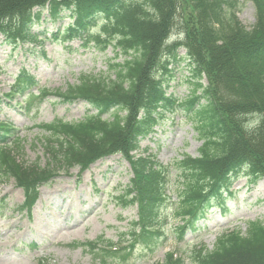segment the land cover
<instances>
[{"label":"trees","instance_id":"1","mask_svg":"<svg viewBox=\"0 0 264 264\" xmlns=\"http://www.w3.org/2000/svg\"><path fill=\"white\" fill-rule=\"evenodd\" d=\"M181 1L0 0V34L6 44L37 42L32 27L41 13L35 10L49 6L53 19L62 10L72 13L74 22L63 31L65 40L94 43L102 51L112 46L118 50L116 57L124 56L110 66L108 76L84 75L65 90L40 89L39 96L31 98L84 101L98 111L78 122L57 119L40 126L48 134L43 143L46 165H27L21 157L22 140H12L11 125L0 122V178L14 179L23 190L20 212L30 214L40 188L60 172L77 167L84 173L115 154L129 162L133 178L123 205L137 206L138 220L124 234L127 246L112 251V241L98 240L107 244L102 250L106 256L133 248L139 239L157 237L160 212L168 204L181 222L177 231L183 237L196 227L209 203L224 205V193L240 171L253 183L264 179V0H250L256 9L251 28L239 20L229 0H185L187 6ZM98 16L105 18L102 33L91 36L89 27ZM176 30L183 43L170 42ZM180 47L187 50L197 81L181 106L203 144L199 157L185 156L164 166L154 154L134 153L174 107L176 100L167 93L169 63ZM36 85L35 78L23 72L11 92L25 96ZM12 94L0 97V106L13 99ZM111 110L116 111L112 119L102 118ZM173 170L181 176L171 192ZM98 242L73 245L96 249ZM192 259L195 264H264V222H249L245 232L222 234L213 249L196 247ZM162 264L184 260L169 253Z\"/></svg>","mask_w":264,"mask_h":264},{"label":"rangeland","instance_id":"2","mask_svg":"<svg viewBox=\"0 0 264 264\" xmlns=\"http://www.w3.org/2000/svg\"><path fill=\"white\" fill-rule=\"evenodd\" d=\"M187 6L186 1H181ZM236 5L239 20L251 28L256 22V10L250 0H229ZM70 13L63 11L61 20L52 21L48 9L42 12L33 31L40 34L37 44H20L17 48L0 45V95L10 92L19 73L24 69L35 76L39 85L51 91L76 84L81 76H108L110 66L121 63L124 56L115 57L109 48L98 51L93 45L83 47L81 40L69 43L58 36L73 22ZM103 18L98 17L91 26L98 32ZM172 37V42H182L183 37ZM0 40H2L0 36ZM178 59H171L167 83L169 96L178 100L187 98L195 88L196 79L186 50L181 48ZM204 82V81H203ZM36 93V89L33 90ZM23 98L4 101L0 107V121L11 123V134L22 140V159L27 165L41 166L49 163L43 143L48 134L40 127L56 119L77 122L96 111L84 102L66 104L50 97L41 103L34 100L27 105ZM115 110L104 115L111 119ZM123 114V113H121ZM202 141L192 127V120L181 109L168 113L154 134L142 140L138 156L152 153L163 165L188 155L199 156ZM17 150V149H16ZM79 168L60 172L55 181L42 186L40 198L30 215L19 212L25 197L14 179L0 178V264H162L169 252L184 259V264H194L193 250L201 245L213 249L221 234L231 230L246 231L250 221L264 222V181L251 183L245 170L233 180L225 208L212 202L206 208L195 231H188L183 241L177 226L181 224L172 216L168 204L160 212L158 236L140 239L131 249L106 256L102 251L104 241L96 249L76 248L74 243L112 241L113 246H125L124 234L137 220V208H124L127 186L133 174L129 163L120 155L98 161L88 171L79 175ZM171 191L180 182V173L171 172ZM176 194L173 201L176 200ZM36 244L37 246H32Z\"/></svg>","mask_w":264,"mask_h":264}]
</instances>
